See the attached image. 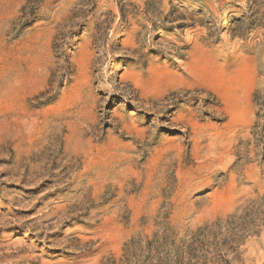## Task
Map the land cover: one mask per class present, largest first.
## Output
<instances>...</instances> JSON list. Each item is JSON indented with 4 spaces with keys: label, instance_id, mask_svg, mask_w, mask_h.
<instances>
[{
    "label": "rangeland",
    "instance_id": "1",
    "mask_svg": "<svg viewBox=\"0 0 264 264\" xmlns=\"http://www.w3.org/2000/svg\"><path fill=\"white\" fill-rule=\"evenodd\" d=\"M0 264H264V0H0Z\"/></svg>",
    "mask_w": 264,
    "mask_h": 264
}]
</instances>
